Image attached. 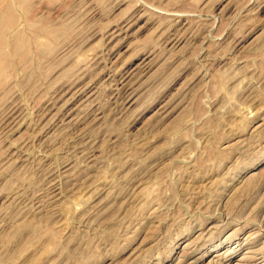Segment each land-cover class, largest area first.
I'll return each mask as SVG.
<instances>
[{"label":"rangeland","instance_id":"1","mask_svg":"<svg viewBox=\"0 0 264 264\" xmlns=\"http://www.w3.org/2000/svg\"><path fill=\"white\" fill-rule=\"evenodd\" d=\"M0 264H264V0H0Z\"/></svg>","mask_w":264,"mask_h":264},{"label":"bare ground","instance_id":"2","mask_svg":"<svg viewBox=\"0 0 264 264\" xmlns=\"http://www.w3.org/2000/svg\"><path fill=\"white\" fill-rule=\"evenodd\" d=\"M8 24H9V22L8 23L5 22L4 24H0V36L3 35V33H1V32L4 31L8 27ZM2 43H3V40L0 42V48L2 47Z\"/></svg>","mask_w":264,"mask_h":264}]
</instances>
